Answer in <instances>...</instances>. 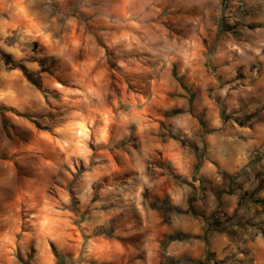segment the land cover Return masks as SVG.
Segmentation results:
<instances>
[{"label": "rangeland", "instance_id": "rangeland-1", "mask_svg": "<svg viewBox=\"0 0 264 264\" xmlns=\"http://www.w3.org/2000/svg\"><path fill=\"white\" fill-rule=\"evenodd\" d=\"M257 126L264 0H0V264H135L140 208L228 191L209 140ZM156 225L147 264H181Z\"/></svg>", "mask_w": 264, "mask_h": 264}, {"label": "crops", "instance_id": "crops-1", "mask_svg": "<svg viewBox=\"0 0 264 264\" xmlns=\"http://www.w3.org/2000/svg\"><path fill=\"white\" fill-rule=\"evenodd\" d=\"M234 131V135L218 145L214 137L209 140L207 152L213 162H209L202 168L201 176L208 182L221 183L225 175L233 176L244 173L238 178V182L243 185L244 191L254 194L255 199L263 201L262 204H251L250 207L252 214H260L264 222V183L248 174L251 165H255L259 172L264 170V126H257L253 129L240 127ZM167 164L182 180L190 179L193 170L192 163L185 165L172 161ZM170 192L171 195L161 197L169 203L167 216L156 208L149 210L140 208L139 234L142 238L138 243H128V248L125 249L126 262L148 263L147 256L152 246L149 245L146 231L150 217L157 223L156 228L162 236L182 232L194 237V241H173L167 246L166 258L174 262L195 264L198 261L206 264H225L226 260H230L229 264H264V234L262 232L253 229L243 231L240 237L246 244L241 247L238 246L237 240H233L228 234L216 233L208 243L203 239L207 230L205 217H211L219 210L227 216H233L239 210L240 195L226 193L218 198L216 195L207 194L198 195L192 200V195H180L186 192L180 186H175ZM165 217H169V222L161 225ZM161 246L157 244L151 252L157 256L159 251L162 252ZM165 260L163 259V262H166ZM159 261L161 262L162 259Z\"/></svg>", "mask_w": 264, "mask_h": 264}, {"label": "trees", "instance_id": "trees-1", "mask_svg": "<svg viewBox=\"0 0 264 264\" xmlns=\"http://www.w3.org/2000/svg\"><path fill=\"white\" fill-rule=\"evenodd\" d=\"M199 171V167H197V172ZM254 176L256 179L264 183V170L260 172H256L255 168L253 169ZM238 176H230L225 175L230 182V186L228 191L224 189L220 192L216 193V196L220 198L223 194H230V195H240L241 202L239 210L233 216L224 215V217L217 218L215 216L210 217L209 219L205 218L206 222H209V227L206 230L204 240L208 243L211 240L212 234L215 232L228 234L230 238L233 240H237L238 246L241 247L245 245L246 242L240 237L242 232L247 229H253L264 234V222L261 220L260 214H252L251 204H262L263 201L255 199V195L244 191L243 187L237 185L235 180ZM155 208L160 210L165 216L169 214V203L167 201H157L155 202ZM192 211V207H191ZM196 239H200L199 237H195ZM249 238H253L249 236ZM178 240L174 239L173 241ZM227 260L226 262H229ZM199 264H206L200 262Z\"/></svg>", "mask_w": 264, "mask_h": 264}]
</instances>
